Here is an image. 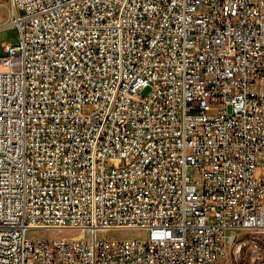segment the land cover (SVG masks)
<instances>
[{"label":"built area","instance_id":"built-area-1","mask_svg":"<svg viewBox=\"0 0 264 264\" xmlns=\"http://www.w3.org/2000/svg\"><path fill=\"white\" fill-rule=\"evenodd\" d=\"M8 6L0 264H217L264 230V0Z\"/></svg>","mask_w":264,"mask_h":264},{"label":"rangeland","instance_id":"rangeland-1","mask_svg":"<svg viewBox=\"0 0 264 264\" xmlns=\"http://www.w3.org/2000/svg\"><path fill=\"white\" fill-rule=\"evenodd\" d=\"M10 21L8 0H0V54L2 43L18 41V29L7 25ZM4 54V53H2ZM91 106L84 107L85 111L91 110ZM77 230L57 229L51 231L29 230V237L66 236L77 233ZM107 238H136L145 237L144 231L134 229H113L100 233ZM217 264H264V230L249 229L239 231V240L218 260Z\"/></svg>","mask_w":264,"mask_h":264},{"label":"crops","instance_id":"crops-1","mask_svg":"<svg viewBox=\"0 0 264 264\" xmlns=\"http://www.w3.org/2000/svg\"><path fill=\"white\" fill-rule=\"evenodd\" d=\"M1 51H2V53H4V52H3V49H2ZM2 53H1L0 55H2Z\"/></svg>","mask_w":264,"mask_h":264},{"label":"bare ground","instance_id":"bare-ground-1","mask_svg":"<svg viewBox=\"0 0 264 264\" xmlns=\"http://www.w3.org/2000/svg\"><path fill=\"white\" fill-rule=\"evenodd\" d=\"M9 22H11V16H10V21Z\"/></svg>","mask_w":264,"mask_h":264}]
</instances>
